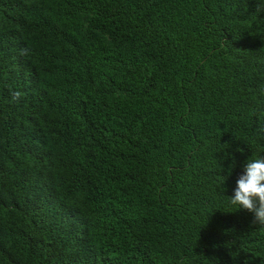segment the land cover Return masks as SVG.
Here are the masks:
<instances>
[{"label": "trees", "instance_id": "trees-1", "mask_svg": "<svg viewBox=\"0 0 264 264\" xmlns=\"http://www.w3.org/2000/svg\"><path fill=\"white\" fill-rule=\"evenodd\" d=\"M258 156L264 0H0V264H264Z\"/></svg>", "mask_w": 264, "mask_h": 264}, {"label": "clouds", "instance_id": "clouds-1", "mask_svg": "<svg viewBox=\"0 0 264 264\" xmlns=\"http://www.w3.org/2000/svg\"><path fill=\"white\" fill-rule=\"evenodd\" d=\"M13 98L18 99L19 93ZM233 191L229 202L235 210H247L253 214L252 223L264 226V156L247 161Z\"/></svg>", "mask_w": 264, "mask_h": 264}]
</instances>
